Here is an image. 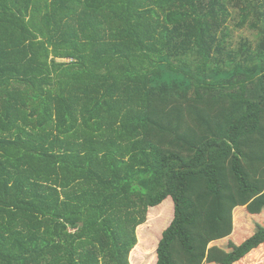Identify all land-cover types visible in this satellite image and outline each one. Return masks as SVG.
Masks as SVG:
<instances>
[{"label": "trees", "instance_id": "16d2710c", "mask_svg": "<svg viewBox=\"0 0 264 264\" xmlns=\"http://www.w3.org/2000/svg\"><path fill=\"white\" fill-rule=\"evenodd\" d=\"M263 203L264 0H0V264H264Z\"/></svg>", "mask_w": 264, "mask_h": 264}, {"label": "rangeland", "instance_id": "374dc122", "mask_svg": "<svg viewBox=\"0 0 264 264\" xmlns=\"http://www.w3.org/2000/svg\"><path fill=\"white\" fill-rule=\"evenodd\" d=\"M239 21H240L239 14L237 12H235L234 13V18H233L232 22L230 23V27H231V29H233L234 45H236L237 43H239L243 39H251L252 41L256 42L257 41V34L255 32L251 31L249 28H246V29H237L235 27L236 24ZM173 205H174L173 204V201L170 200V204L168 206H166V208H165V211L169 215V219H165V220H167V222L165 221L166 223H169L171 221V219H173V217H174L173 216L174 215V213H173L174 212L173 211ZM259 212H260L259 219L261 218L262 219V222H263L264 221V203H263V207H260ZM151 213H153V211L152 212H149V214H151ZM166 223H163L162 220H159L156 223V227L159 229V231L156 230L155 226L152 223L149 224L151 226L148 225L149 227L148 226L145 227L146 228V231L148 232V234L151 235L152 243H153V248L155 247V245L157 243L158 237L161 238V236L163 234L162 230L164 231L165 229H167L169 227L168 225H166ZM245 226H243L242 229H240V233H239V234H241L240 236H243L246 233L248 234L247 227H245ZM154 236H155V238H154ZM160 238H159V240H160ZM226 252L228 253L229 250H226ZM149 259L152 260V258H147V260H149ZM139 264H145V262H142V260H141V261H139ZM147 264H152V262H147ZM210 264H219V262L218 261L210 262ZM248 264H251V261H249ZM254 264H260V262H254Z\"/></svg>", "mask_w": 264, "mask_h": 264}, {"label": "crops", "instance_id": "0c3cea01", "mask_svg": "<svg viewBox=\"0 0 264 264\" xmlns=\"http://www.w3.org/2000/svg\"><path fill=\"white\" fill-rule=\"evenodd\" d=\"M142 256H143V255H142ZM142 262H145V264H147V261H146L144 258L142 259Z\"/></svg>", "mask_w": 264, "mask_h": 264}]
</instances>
